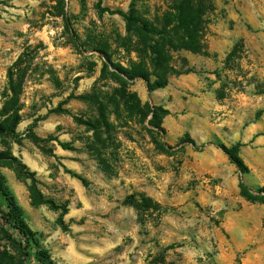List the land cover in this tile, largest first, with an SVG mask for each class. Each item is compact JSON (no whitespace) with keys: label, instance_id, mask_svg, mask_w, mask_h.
<instances>
[{"label":"rangeland","instance_id":"1","mask_svg":"<svg viewBox=\"0 0 264 264\" xmlns=\"http://www.w3.org/2000/svg\"><path fill=\"white\" fill-rule=\"evenodd\" d=\"M180 1L0 0V122L9 68L19 56L25 68L0 173L56 264H245L251 250L264 264V202L239 187L264 188V144L253 145L264 137V0H191L204 52L170 51L180 73L149 92L130 73L152 71L150 38L123 15L170 30ZM101 112L102 144L89 125ZM238 142L244 174L218 147ZM129 196L158 208L138 211ZM238 208L251 215L232 232L226 215ZM0 251L35 264L1 225Z\"/></svg>","mask_w":264,"mask_h":264},{"label":"trees","instance_id":"2","mask_svg":"<svg viewBox=\"0 0 264 264\" xmlns=\"http://www.w3.org/2000/svg\"><path fill=\"white\" fill-rule=\"evenodd\" d=\"M176 13L169 15L170 21L174 23L172 29L168 30L167 25L158 30L150 23L143 19H139L133 14V11L129 12V15H123L126 20V30L128 32H134L138 36L147 35L149 43L147 45V51L149 53V67L151 72L145 67L138 65L132 73L131 78L138 77L144 80L147 90L149 92L159 88H163L167 84V75L170 73H180L170 65V51L187 50L192 53L204 52V47L200 40V32L202 31L203 21L201 20L200 13L192 4L191 0H182L175 8ZM137 26V27H136ZM137 28V29H135ZM76 44V43H75ZM22 59L19 56L16 61L11 65L8 71V89L9 97L3 104V115L8 116V122H0V135H11L14 133L15 127L20 120L18 115V97L21 94L22 84L24 81V67H21ZM192 70L190 68L185 69L181 73H188ZM154 74L155 79L152 81L150 76ZM85 98V97H83ZM95 132V139L98 143H103L102 135L99 134L100 130L104 128L105 133H109L110 125L105 119L104 113L101 112V119L95 123H89ZM30 138L34 142L41 141L34 133L30 135ZM188 142L197 150H203L205 144L196 145L192 139ZM63 149H68L67 143H60ZM242 146L241 143H236L232 147H226L225 145H218L223 152L228 156L230 162L236 166L241 174L247 172V167L243 164L239 157V149ZM5 154L0 153V165L5 159ZM16 173L20 174V171L16 169ZM69 173L76 177L80 182L86 186L88 183L86 179L72 171ZM240 194L251 202H264V197L261 196V192H264V188L251 190L241 180L239 183ZM126 202L134 206L138 211L153 209L157 210L158 204L154 203L148 197H142V203L135 200L134 197L129 196ZM0 225L5 232L6 236L16 244L17 251L22 257H29L35 264H56L49 252L41 248L38 244V238L36 233L33 232L27 225L21 208L16 203L14 195L9 190L5 177L0 173ZM167 248H171L168 246ZM15 258L13 255L0 251V264H14Z\"/></svg>","mask_w":264,"mask_h":264},{"label":"crops","instance_id":"3","mask_svg":"<svg viewBox=\"0 0 264 264\" xmlns=\"http://www.w3.org/2000/svg\"><path fill=\"white\" fill-rule=\"evenodd\" d=\"M264 144V137H259L257 138L254 142H253V145L254 146H259V145H263ZM240 209V211H233V212H229L228 215H226V218L228 219L229 223H230V228H231V231L234 232L236 231V229L239 227V220H241V218L244 217V219H246L247 217L250 218V213L249 212H242V208H238ZM244 210H250L249 207H244ZM251 237H248L247 240H244L243 244L247 243V242H251ZM235 239V238H234ZM242 247L240 245V241H234V247ZM255 253H257V255H259L258 257L255 256ZM245 258H246V263L245 264H259L261 262V260L263 259L262 257V253L260 254V252L258 250H254V251H250L248 252V254L245 255Z\"/></svg>","mask_w":264,"mask_h":264}]
</instances>
